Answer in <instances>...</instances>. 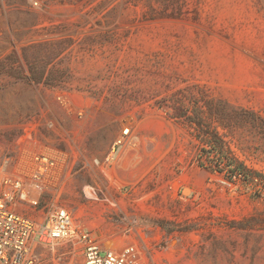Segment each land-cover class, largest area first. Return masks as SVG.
Listing matches in <instances>:
<instances>
[{
    "label": "rangeland",
    "instance_id": "obj_1",
    "mask_svg": "<svg viewBox=\"0 0 264 264\" xmlns=\"http://www.w3.org/2000/svg\"><path fill=\"white\" fill-rule=\"evenodd\" d=\"M197 117L264 175V0H0V166L66 153L61 200L103 250L264 264V189L231 181L209 148L200 163ZM36 254L81 259L73 245Z\"/></svg>",
    "mask_w": 264,
    "mask_h": 264
},
{
    "label": "built area",
    "instance_id": "obj_2",
    "mask_svg": "<svg viewBox=\"0 0 264 264\" xmlns=\"http://www.w3.org/2000/svg\"><path fill=\"white\" fill-rule=\"evenodd\" d=\"M130 132L125 128L116 144L130 147ZM101 171L112 178L108 167L101 165ZM68 179L67 154L48 147L27 150L11 167L0 166V264H36L37 247L55 250L64 245L81 253V259L69 264H138L135 245L103 250L62 202Z\"/></svg>",
    "mask_w": 264,
    "mask_h": 264
},
{
    "label": "trees",
    "instance_id": "obj_3",
    "mask_svg": "<svg viewBox=\"0 0 264 264\" xmlns=\"http://www.w3.org/2000/svg\"><path fill=\"white\" fill-rule=\"evenodd\" d=\"M211 112L213 119L216 120L222 128H228L229 125L225 123V120H231L232 117L229 113L217 109H213ZM256 118L260 119L259 117ZM260 121L264 126V119H260ZM191 122L195 123L199 128L198 138L205 146L201 149L198 156L201 164L206 165V162L210 157V152L208 151L209 148L214 152L213 154L223 160L224 165L221 168L222 170H225L231 181H241L249 187L260 186L264 189V175L250 169L243 162L233 156L231 148L217 129L209 127L208 130H204V125L199 117H197V121Z\"/></svg>",
    "mask_w": 264,
    "mask_h": 264
}]
</instances>
